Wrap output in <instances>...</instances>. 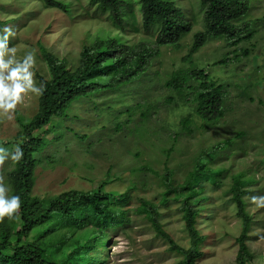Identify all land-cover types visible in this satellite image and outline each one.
Instances as JSON below:
<instances>
[{
	"label": "rangeland",
	"instance_id": "obj_1",
	"mask_svg": "<svg viewBox=\"0 0 264 264\" xmlns=\"http://www.w3.org/2000/svg\"><path fill=\"white\" fill-rule=\"evenodd\" d=\"M61 1L69 12L45 7L40 0H0V20H6L3 27L11 26L16 33L9 39V46L18 49L17 58L23 59L27 51L35 50V81L36 71L48 75L38 42L65 58L69 67L77 65L83 45L106 31L119 34L128 44L143 41L154 45L156 30L143 27L139 0H128L123 28L114 25L108 13L96 10L89 0ZM175 1L183 8L185 19H193L180 47L160 46L139 77L117 88H101L81 96L71 103L63 118L53 119L47 128L54 131L46 134L51 141L38 155L33 194L43 197L69 189L90 190L105 182V189L128 194L121 207L127 210L129 221L109 230L110 245L106 242L102 250L104 264H181L180 255L168 249L166 240L156 235L137 207L144 199L157 205L163 228L187 247L189 238L180 202L173 193L167 201L162 200L165 168L172 172L173 182H182L198 153L241 133L243 137L234 138L228 147L217 151L210 163L224 172L217 184L204 183L207 198L200 206L197 228L205 238L197 264H235V236L241 230V221L229 189L232 176L240 172L255 180L244 195L253 218L247 239L254 254L250 264H264V206L253 200L264 196V0H249L251 7L245 20L253 28L250 40L233 47L222 39L210 40L193 55L191 63L183 56L193 33L203 28L199 1ZM244 50L249 54L243 55ZM227 52V61L218 63ZM191 66L225 85V115L210 125L203 126L194 114V104L166 85L173 71ZM37 105L38 95L29 93L17 105L16 114L0 115V139H12L20 128L17 115L27 121ZM188 114L192 115L190 131L180 122ZM54 133H58L55 139ZM5 148L9 156L0 163V183L9 189L5 177L12 159L10 148Z\"/></svg>",
	"mask_w": 264,
	"mask_h": 264
},
{
	"label": "trees",
	"instance_id": "obj_2",
	"mask_svg": "<svg viewBox=\"0 0 264 264\" xmlns=\"http://www.w3.org/2000/svg\"><path fill=\"white\" fill-rule=\"evenodd\" d=\"M40 1L45 7L69 12L61 0ZM198 1L203 28L193 33L184 61L191 63L193 55L210 40L222 39L233 47L251 39L253 28L245 20L251 7L249 0ZM89 3L100 12H107L114 25L124 27L128 0H89ZM139 10L143 27L156 30L153 47L143 41L128 44L119 34L106 31L83 45L77 65L69 67L65 58L38 42L48 75L35 72L37 84L44 85L43 93L38 95L37 109L27 121L17 115L19 130L12 139H0V146L9 147L12 152L18 144L24 153L20 161L12 160L6 172L9 195H20L22 205L18 214L0 220V264H104L102 250L106 242L110 245L109 230L129 221L127 210L121 207L128 200V194L105 189V182L90 190L69 189L43 197L33 194V186L38 155L51 141L46 134L54 131L47 128L53 119L63 118L71 103L81 96L101 88H117L139 77L151 65L160 46L178 49L181 39L191 31L193 19H185L183 8L175 0H139ZM5 23L6 20H0V30ZM228 53L218 63H225ZM242 54L246 56L249 51L244 50ZM166 85L194 104V114L203 121V126L225 115V85L217 84L203 69L178 68L166 80ZM180 122L183 129L190 131L192 115L188 114ZM241 137V133L236 134L198 153L182 182H173L172 172L165 168L162 200L167 201L173 193L180 202L179 210L189 238L187 247L178 244L163 228L157 205L144 199L137 207L156 235L166 240L168 249L180 255L181 264H197L202 256L200 244L205 236L197 228V217L202 201L207 198L203 194L204 183L217 184L224 172L223 168H212L210 163L217 151ZM254 181L240 172L232 176L229 189L230 200L241 221V230L235 236L238 245L235 264H250L254 258L247 243L253 218L244 199L248 185Z\"/></svg>",
	"mask_w": 264,
	"mask_h": 264
},
{
	"label": "clouds",
	"instance_id": "obj_3",
	"mask_svg": "<svg viewBox=\"0 0 264 264\" xmlns=\"http://www.w3.org/2000/svg\"><path fill=\"white\" fill-rule=\"evenodd\" d=\"M15 35L14 29L8 25L0 32V115L14 112L26 94L39 95L44 91L43 83L37 84L34 79L35 50L27 51L23 59H18V49L9 46V39ZM23 155V149L17 144L11 152V159L20 161ZM8 156L9 149L0 146V163ZM8 193L9 189L0 183V220L12 218L21 209V196ZM253 200L258 206H264V196L253 197Z\"/></svg>",
	"mask_w": 264,
	"mask_h": 264
}]
</instances>
